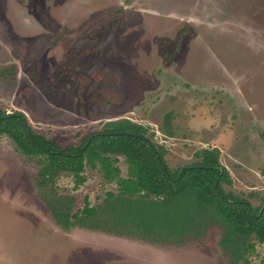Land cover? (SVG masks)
Masks as SVG:
<instances>
[{"label":"rangeland","instance_id":"rangeland-1","mask_svg":"<svg viewBox=\"0 0 264 264\" xmlns=\"http://www.w3.org/2000/svg\"><path fill=\"white\" fill-rule=\"evenodd\" d=\"M20 8L43 23V33L18 31L13 9ZM0 111L22 112L32 131L62 148L126 117L148 127L171 168L215 146L229 174L224 191L258 207L264 0H0ZM109 155L125 176V157ZM39 168L0 134V264H230L214 221L150 239L117 231L112 219L63 228L36 182ZM82 174L74 186L73 174L59 171L50 186L72 212L116 192L99 164ZM249 240L254 247L240 264H264V242Z\"/></svg>","mask_w":264,"mask_h":264},{"label":"trees","instance_id":"trees-1","mask_svg":"<svg viewBox=\"0 0 264 264\" xmlns=\"http://www.w3.org/2000/svg\"><path fill=\"white\" fill-rule=\"evenodd\" d=\"M3 114L0 111V134H6L18 151L37 158L40 168L36 182L49 196L45 201L63 228L74 223L105 226L112 219L117 231L126 227L150 239L179 236L214 221L220 226L219 244L229 255L230 264L248 260L246 254L254 247L250 237L264 242V196L262 203L253 207L224 191L222 182L230 179L215 146L197 149L193 155L198 160L192 164L171 168L165 162L163 144L153 143L146 136L147 126L126 117L107 120L102 130L83 136L79 145L62 148L43 133L32 131L22 112L5 118ZM109 154L125 157V176L114 165L116 156ZM97 164L106 180L115 181L116 192L107 191L101 205L85 202L72 212L71 204L53 193L50 186L54 176L59 171L71 172L77 186L84 181L85 165Z\"/></svg>","mask_w":264,"mask_h":264},{"label":"flooded vegetation","instance_id":"flooded-vegetation-1","mask_svg":"<svg viewBox=\"0 0 264 264\" xmlns=\"http://www.w3.org/2000/svg\"><path fill=\"white\" fill-rule=\"evenodd\" d=\"M34 8H32L33 10ZM14 10V17H13V21L14 23L21 29H19L18 31H25L26 34L28 35H33V34H39L43 33V29L45 28V26L40 25L41 23L38 21V19L35 18V16L33 14H31V10L27 9V8H20V9H13ZM34 17L36 20L32 19L31 17ZM12 21V20H11ZM12 21V23H13ZM13 23V25H14ZM40 29V30H39ZM36 31V32H33ZM30 32V33H29ZM16 113V111H14ZM5 113V111H4ZM14 113V114H15Z\"/></svg>","mask_w":264,"mask_h":264},{"label":"water","instance_id":"water-1","mask_svg":"<svg viewBox=\"0 0 264 264\" xmlns=\"http://www.w3.org/2000/svg\"><path fill=\"white\" fill-rule=\"evenodd\" d=\"M14 113H15L14 111H8V112H5V113L3 114V117H4V118H5V117H9V116L13 115ZM25 132H26L27 135L30 134V130H29L28 127H25ZM64 153H65L66 155L69 154V152H64ZM162 168H163V166H162ZM181 169H183V167H182Z\"/></svg>","mask_w":264,"mask_h":264}]
</instances>
